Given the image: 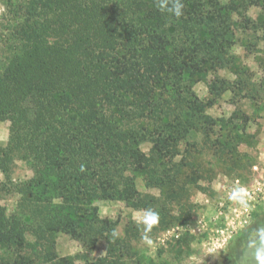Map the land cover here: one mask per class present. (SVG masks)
<instances>
[{"label": "trees", "instance_id": "obj_1", "mask_svg": "<svg viewBox=\"0 0 264 264\" xmlns=\"http://www.w3.org/2000/svg\"><path fill=\"white\" fill-rule=\"evenodd\" d=\"M2 2L16 24L0 69V122L9 123L0 145V175L7 178L0 177V202L14 193L17 203L11 214L0 206V264H74L47 249L55 231L78 242L88 264V253L118 225L99 217L97 203L122 202L159 215L163 206L138 191L137 175L146 188L162 191L176 184L200 142L216 158L231 152L216 135L229 122L207 114L212 100L196 96L190 77L206 65H231L232 16L253 29L246 13L264 11V0L223 6L181 0L179 17L168 11L175 0ZM258 26L264 30V23ZM251 81L247 71L232 82L215 76L208 90L254 100L258 86ZM16 161L31 176L11 184ZM253 218L234 236L243 241L223 264H259L264 224L257 223L264 216Z\"/></svg>", "mask_w": 264, "mask_h": 264}, {"label": "rangeland", "instance_id": "obj_2", "mask_svg": "<svg viewBox=\"0 0 264 264\" xmlns=\"http://www.w3.org/2000/svg\"><path fill=\"white\" fill-rule=\"evenodd\" d=\"M220 5H226V0H220ZM246 16L255 28L244 29L239 15L232 16L236 26L226 43L231 65L224 68L206 65L190 77L196 96L204 102L212 100L207 114L219 123L229 122L220 130L216 128V135L222 143L231 147V152L216 158L200 142L201 148L188 154L189 165L182 169L176 184L162 191L146 188L142 176L137 175L138 191L156 197L160 207L163 206L159 215L127 208L122 202L97 203L99 217L118 221V225L112 237L99 240L88 253V264H223L224 258L229 257L243 241V238L233 241L237 231L223 249L212 251L210 244L204 246L202 238L181 232L180 237L175 239L172 230L185 222L193 209L207 220L211 218L215 200L222 190L236 177L245 180L252 165L264 164V30L258 28V24L264 23V11L252 7ZM15 24L12 9L0 0V69L9 56L8 48ZM241 71L249 72L251 83L258 86L254 100L228 91L219 97L209 92L208 85L215 76L232 82ZM237 124L244 126V132ZM8 127V122H0V145L7 142ZM184 147V143L178 146V154L184 153ZM143 149L146 150L147 146L144 145ZM180 158L178 155L177 160ZM30 176L28 167L16 161L8 179L15 184ZM16 203L17 196L11 193L1 200L0 206L6 214H11ZM255 213L258 217L264 216V202ZM254 220L257 218H252L245 228L250 227ZM257 224L263 225L264 220ZM211 229L215 230L216 226H211ZM26 240L30 245L32 239L29 235ZM46 246L58 261L72 260L74 264H85L80 258L84 254L83 247L63 233L52 232Z\"/></svg>", "mask_w": 264, "mask_h": 264}, {"label": "built area", "instance_id": "obj_3", "mask_svg": "<svg viewBox=\"0 0 264 264\" xmlns=\"http://www.w3.org/2000/svg\"><path fill=\"white\" fill-rule=\"evenodd\" d=\"M264 202V164H254L248 177H239L222 190L215 200L213 216L205 218L194 211L180 226L173 229L175 239L181 232L200 237L212 251L223 249L235 232L248 226L261 203ZM211 226H216L215 230Z\"/></svg>", "mask_w": 264, "mask_h": 264}, {"label": "clouds", "instance_id": "obj_4", "mask_svg": "<svg viewBox=\"0 0 264 264\" xmlns=\"http://www.w3.org/2000/svg\"><path fill=\"white\" fill-rule=\"evenodd\" d=\"M168 11L177 17L181 16L183 14V3L181 0H175V3L171 8L168 9ZM81 170L83 171V167ZM257 259L259 260V264H264V253L257 252Z\"/></svg>", "mask_w": 264, "mask_h": 264}]
</instances>
